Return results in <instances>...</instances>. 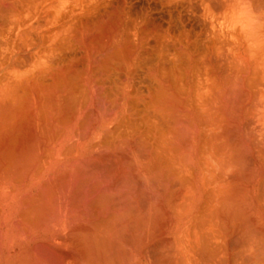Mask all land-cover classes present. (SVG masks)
<instances>
[{
    "label": "bare ground",
    "instance_id": "obj_1",
    "mask_svg": "<svg viewBox=\"0 0 264 264\" xmlns=\"http://www.w3.org/2000/svg\"><path fill=\"white\" fill-rule=\"evenodd\" d=\"M0 264H264V0H0Z\"/></svg>",
    "mask_w": 264,
    "mask_h": 264
}]
</instances>
